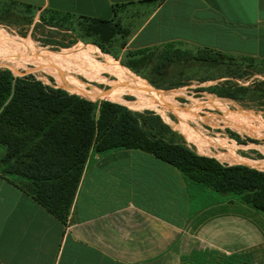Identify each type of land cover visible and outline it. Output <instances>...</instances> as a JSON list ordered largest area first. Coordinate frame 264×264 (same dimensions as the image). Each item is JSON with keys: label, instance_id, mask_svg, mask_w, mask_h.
Returning <instances> with one entry per match:
<instances>
[{"label": "crops", "instance_id": "crops-1", "mask_svg": "<svg viewBox=\"0 0 264 264\" xmlns=\"http://www.w3.org/2000/svg\"><path fill=\"white\" fill-rule=\"evenodd\" d=\"M11 6L117 23L123 51L182 44L264 62V0H0V13ZM0 264H264V213L202 199L149 152L91 150L64 220L0 168Z\"/></svg>", "mask_w": 264, "mask_h": 264}, {"label": "rangeland", "instance_id": "rangeland-1", "mask_svg": "<svg viewBox=\"0 0 264 264\" xmlns=\"http://www.w3.org/2000/svg\"><path fill=\"white\" fill-rule=\"evenodd\" d=\"M36 14L23 13L16 6L0 13V37L19 39L27 50L34 48L50 55L68 52L75 65L81 62L98 75L60 62H50L57 66L51 72L32 64L23 68L0 65L1 71L40 82L50 92H65L99 105L107 101L123 106L138 117L141 127L153 138L182 145L224 166H247L264 173V63L182 44L123 51V40L117 36L111 39L103 24L46 12L35 18ZM43 16L55 19L44 23ZM113 68L125 69L146 82L151 88L149 97L116 91L124 82ZM68 81L75 90L66 88ZM107 92L111 97H102ZM159 93L174 96L163 103ZM210 101L224 102V109L209 107ZM20 179L29 186L26 179ZM185 179L202 199L230 196ZM205 193L214 194V198Z\"/></svg>", "mask_w": 264, "mask_h": 264}, {"label": "trees", "instance_id": "trees-1", "mask_svg": "<svg viewBox=\"0 0 264 264\" xmlns=\"http://www.w3.org/2000/svg\"><path fill=\"white\" fill-rule=\"evenodd\" d=\"M46 13L75 18L56 11ZM79 18L105 25L111 39L121 33L117 23ZM52 19L41 17L44 23ZM0 145L5 148L0 160L2 173L26 179L29 190L61 220L71 208L91 150L99 154L123 149L149 152L178 168L186 178L264 213L263 172L247 166H224L182 145L153 138L123 106L107 101L99 105L65 92H50L40 82L1 70Z\"/></svg>", "mask_w": 264, "mask_h": 264}, {"label": "bare ground", "instance_id": "bare-ground-1", "mask_svg": "<svg viewBox=\"0 0 264 264\" xmlns=\"http://www.w3.org/2000/svg\"><path fill=\"white\" fill-rule=\"evenodd\" d=\"M50 62L70 64L83 70H88V73L91 76L96 77L98 75V71H90L89 69H86L81 62L78 65H75V58H73L68 52L64 51L58 55H50L49 53H44L34 48L27 50L25 49L23 42L19 39L0 37V65H19L23 68L27 64H32L42 71L51 72L50 69H56L57 66H54V64ZM112 71L124 82V84L121 85L122 87H119L116 91L128 90L133 94L139 95L141 98L149 97L148 93H151V88L146 82L141 79H136L131 74H128V71L125 69L113 68ZM66 88L68 90H75L74 85L70 81L66 84ZM153 89L157 92H163L159 89ZM110 95V92H107L102 95V97H111ZM172 96H174V94L159 93L158 99L163 103H167L171 100ZM223 101H225V99ZM224 105L225 103L222 101H210L208 104L209 107L215 106L221 109H224Z\"/></svg>", "mask_w": 264, "mask_h": 264}]
</instances>
